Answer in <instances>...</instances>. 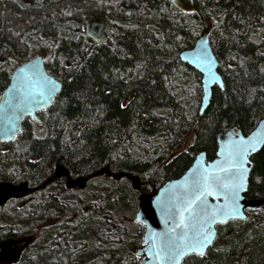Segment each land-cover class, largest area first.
I'll use <instances>...</instances> for the list:
<instances>
[{
    "label": "trees",
    "instance_id": "trees-1",
    "mask_svg": "<svg viewBox=\"0 0 264 264\" xmlns=\"http://www.w3.org/2000/svg\"><path fill=\"white\" fill-rule=\"evenodd\" d=\"M194 1L214 23L210 44L224 81L202 115V75L180 57L203 30L198 14H182L170 0H0V60L14 61L0 63V97L14 69L37 55L62 83L38 113L42 124L28 117L15 140L0 142V182L39 187L61 159L73 179L111 173L84 189L56 178L0 207V243L34 237L12 264H138L141 191L180 177L201 151L213 159L220 132L247 135L264 118V0ZM90 18L109 22L106 42L88 37ZM251 160L246 198L262 199L264 147ZM130 177L140 178L141 191ZM246 214L217 226L206 257L182 264H264V204Z\"/></svg>",
    "mask_w": 264,
    "mask_h": 264
},
{
    "label": "snow or ice",
    "instance_id": "snow-or-ice-1",
    "mask_svg": "<svg viewBox=\"0 0 264 264\" xmlns=\"http://www.w3.org/2000/svg\"><path fill=\"white\" fill-rule=\"evenodd\" d=\"M105 2L107 0H98L101 4ZM170 2L173 7L176 6V0ZM40 7H43L42 3ZM160 11L165 12L167 9L161 8ZM181 13L185 14L183 10ZM65 14L72 15L70 11ZM219 23H223V20ZM13 35L20 37L21 33L16 32ZM21 43L26 44V41L22 39ZM207 43L201 41V48L194 50L191 55L196 67L207 80L218 83L223 88L224 82L214 71L216 60L209 54ZM26 46L31 47L27 44ZM44 59L46 61L48 57ZM0 63L11 64L14 61L9 58L0 60ZM40 64V60L32 57L29 62L18 67L7 90V98L0 97L3 100L0 112L4 114L3 122L0 123V136L5 139L15 140L16 134L22 131L18 121L24 114L32 115L34 109H42L51 104L60 89L58 81L41 70ZM139 67L141 65L137 66ZM127 106L120 104L121 108ZM260 146H264V130L258 129L249 136L233 131L228 134L224 146L217 152V160L211 164L197 161L195 168L190 169L191 175L186 176L162 204L165 230L146 233L143 239L146 247L144 264H149L148 258L152 264H179L187 255L204 257L206 250L214 244L215 225L227 224L230 220L247 219L241 211V194L246 191L251 163L248 157ZM209 198L215 203H210ZM135 257L140 259L141 252L137 251Z\"/></svg>",
    "mask_w": 264,
    "mask_h": 264
},
{
    "label": "water",
    "instance_id": "water-1",
    "mask_svg": "<svg viewBox=\"0 0 264 264\" xmlns=\"http://www.w3.org/2000/svg\"><path fill=\"white\" fill-rule=\"evenodd\" d=\"M176 7L179 10H183V12L198 14L201 18L202 25H203V30H202L198 40L196 41L195 46L193 48L185 50L181 53L180 57H187V59L181 58L182 61L189 64L190 66L195 68L198 72H200L199 68L196 67V65L194 63V58L191 55V53L194 50L201 48V41H207L208 43H207L206 47L208 48L209 54L216 60V65L214 67V71L222 78V76L219 72V61L216 58V56L212 50L211 44H210V36H211L213 28H214L213 21L206 14L204 9L199 4H197L194 0H186V1L176 0ZM108 30H109V22L103 18H90L86 22V32H87L88 37H90L93 41H95L97 43L107 41ZM35 58L41 61L40 69L45 71L53 79L57 80L54 76H52L48 72V70L46 68L44 57L41 55H37V56H35ZM29 61H30V59L26 62H29ZM26 62L19 64L14 69V71L12 72L11 78H10V82H9L8 86L5 88V90L2 92L1 97L7 98V90L9 89V87L11 86V84L14 80L15 72L17 71L18 67L23 66ZM201 75H202L201 82H202L203 96H202L200 110H199L200 115L204 114V112L209 107L214 87L215 86L219 87L218 83L209 82L207 80V77L204 74L201 73ZM222 80H223V78H222ZM57 81L60 84V89L56 93V95L53 99V102L55 101L57 95L62 90V83L59 80H57ZM223 88H221V89H223ZM53 102L51 104L43 107L42 109H34L32 111V115H28L27 113H25L24 116L18 121L19 127L21 129L23 128V123H24L25 119L28 117L34 119L38 124H42L43 121L39 117L38 113L41 111L49 109L52 106ZM2 103H3V100L0 99V104H2ZM3 115H4L3 112H0V123L3 122ZM258 129L264 130V118H262L258 122L256 127L247 135H245L242 132V130H240L237 127H233L226 132H220L217 136L216 154L224 146V142L228 139L229 133H231L233 131H238L240 134H242L244 136H249L251 133L257 131ZM21 132L17 133L16 137L18 135H20ZM10 141H12V140H8V139H5L3 136H0V142H10ZM263 147L264 146H260L257 151L253 152L248 157V159L251 163H250L249 172L247 175L246 191H244L241 194V200H240L241 211L245 217H247L246 211L256 210L264 204V198H262V199H247L246 198V193L248 191L250 176H251V172H252V168H253L251 157L253 155L257 154ZM217 159H218L217 155H215V157L213 159H208L207 153L205 151L199 152L196 155L192 165L185 171L184 174H182L178 178L167 181L157 191H154L153 193L142 192L141 191L142 183L140 181V178L139 177H130L134 189L141 191V194L139 196V207H138V211H137L136 216H135V221L137 223L143 225L145 228L143 239H144L146 233L149 231L163 232L165 230L166 225L164 223V218H163L162 213H161L162 204L164 203V201H166L168 199V197L171 195L172 191L174 189L178 188L179 184L183 182L184 178L186 176L191 175L190 169L195 168V166L197 165V161L199 160V161H202L206 164H211L212 162H214ZM98 175H111V173H110L109 168L105 167L104 169L100 170L99 172L94 173L90 177H80L77 179H73L70 176L68 169L65 167L64 160L61 159V160L57 161L55 175L52 178H50L46 183L53 181L56 178H65L66 179V187L68 189H74V188L84 189L87 181L90 178H93V177L98 176ZM125 176L126 175L124 173H122L117 177L122 178ZM45 185L46 184L39 186V187H36V188H32V187H29L28 182H23L20 184H13L11 182H3L2 181V182H0V207H3L4 205L7 204L8 201H10L12 199H23L25 197H28L31 194H33L34 192H36L37 190L44 188ZM209 202L215 203V201L212 200L211 198H209ZM236 220H244V219H236ZM218 225H222V224H217L214 226L215 230H216L215 241H216L217 235H218V229H217ZM1 233H2V229L0 228V235H1ZM215 241H214V243H215ZM211 247H209L206 250V255L204 257L207 256V253ZM137 251L141 252V258H140L138 264H144V260L146 258L145 257L146 247L143 245L140 248H138ZM188 256H191V255H187V256L183 257L180 260L179 264H182L183 261ZM196 256H198V255H196ZM148 260H149V264H152L150 258H148Z\"/></svg>",
    "mask_w": 264,
    "mask_h": 264
},
{
    "label": "rangeland",
    "instance_id": "rangeland-1",
    "mask_svg": "<svg viewBox=\"0 0 264 264\" xmlns=\"http://www.w3.org/2000/svg\"><path fill=\"white\" fill-rule=\"evenodd\" d=\"M42 128V127H41ZM192 142L189 136L182 143L178 151L187 149ZM147 193V192H146ZM141 194V193H140ZM34 240L33 236L10 238L0 243V264H12L19 260L23 250Z\"/></svg>",
    "mask_w": 264,
    "mask_h": 264
},
{
    "label": "bare ground",
    "instance_id": "bare-ground-1",
    "mask_svg": "<svg viewBox=\"0 0 264 264\" xmlns=\"http://www.w3.org/2000/svg\"><path fill=\"white\" fill-rule=\"evenodd\" d=\"M52 177H53V176H52ZM52 177H50V178H52ZM48 180H49V179H48ZM48 180H47V181H48ZM47 181H46V182H47ZM46 182H45L44 184L48 185V184L51 183L52 181H50V182H48V183H46ZM44 184H43V185H44ZM46 185H45V186H46ZM41 186H42V185H41Z\"/></svg>",
    "mask_w": 264,
    "mask_h": 264
}]
</instances>
